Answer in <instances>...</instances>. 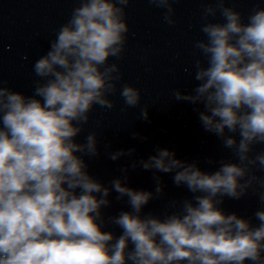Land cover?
<instances>
[{"label":"clouds","instance_id":"obj_1","mask_svg":"<svg viewBox=\"0 0 264 264\" xmlns=\"http://www.w3.org/2000/svg\"><path fill=\"white\" fill-rule=\"evenodd\" d=\"M175 0H150L173 19ZM214 0L203 10L204 39L197 40L203 60H196L191 93L175 90L176 101L203 105L199 121L217 136L235 161L209 158L219 164L204 171L199 161L178 159L174 151L156 149L147 160L133 161L154 173H173L177 187L191 199L171 201L179 211L163 218L144 212L160 199L164 186L154 175V191L127 186L123 175L105 186L88 171L85 157L99 155L98 139L84 131L95 105L113 109L110 95L121 79L117 63L127 41L126 7L130 0H77L70 18L59 27L48 51L33 64V94L3 86L0 81V264H264V207L259 221L226 213L224 198L239 200L264 189V8L242 13ZM219 12L223 22H211ZM206 61V64H205ZM120 96L129 107L140 103V91L124 85ZM145 107L140 118L148 119ZM99 123V122H97ZM134 138L139 137L133 133ZM239 137V139H237ZM141 139H143L141 137ZM109 146H106V148ZM135 149L108 153L113 161ZM115 192L128 210L105 219ZM264 206V191L258 193ZM117 226V236L105 230Z\"/></svg>","mask_w":264,"mask_h":264},{"label":"water","instance_id":"obj_2","mask_svg":"<svg viewBox=\"0 0 264 264\" xmlns=\"http://www.w3.org/2000/svg\"><path fill=\"white\" fill-rule=\"evenodd\" d=\"M209 5L215 6L214 0H175L172 4L175 23L169 24L164 18L166 9L155 6L150 0H130L125 9L129 32L124 52L120 59L109 58V63L119 65L121 76L116 82L117 91L108 97L115 107L106 109L95 105L84 131L76 138L83 143L90 132L97 134L99 155L85 159L89 173L105 186L121 177V169L128 167V187L154 191L153 177L159 175L163 195L145 206L144 212L161 218L166 213L179 211V207H169L171 201L191 199L193 194L173 183V173H154L141 167L132 169L133 161L147 160L159 147L174 151L178 159L199 161L200 167L208 172L219 167V164H208L209 158L236 162L232 151L225 149L217 136L202 127L199 111L203 110V105L176 101L173 95L175 90L191 93L196 86L194 65L196 60L204 58L194 44L205 38L200 29L207 22L203 19V10ZM77 6V0H0V81L4 82L3 86L26 96L33 94L34 81L38 79L33 64L48 51L57 30ZM225 6L241 12L246 23L253 9L264 8V0H227ZM209 21L222 23L223 17L218 12L215 17H209ZM124 85L140 91V103L136 107L126 106L120 96ZM145 107L149 114L147 120L140 118ZM133 133H138L139 137L134 138ZM121 149H135V152L116 161L109 158L108 153ZM261 151L264 145H255L253 155ZM255 174L264 176V171ZM255 187L256 192L249 189L248 195L239 200L225 197L221 207L226 213L251 218L253 225H258L254 213L264 207L258 195L264 189L259 185ZM116 195L111 193V206L102 210L105 219L128 210L126 198L117 200ZM105 230L117 236L121 231L112 224H107Z\"/></svg>","mask_w":264,"mask_h":264}]
</instances>
